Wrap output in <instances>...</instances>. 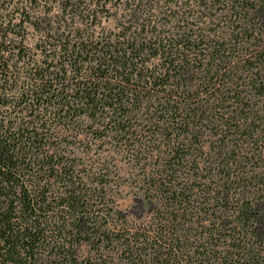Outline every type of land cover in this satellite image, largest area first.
<instances>
[{"label": "trees", "instance_id": "1", "mask_svg": "<svg viewBox=\"0 0 264 264\" xmlns=\"http://www.w3.org/2000/svg\"><path fill=\"white\" fill-rule=\"evenodd\" d=\"M0 264H264V0H0Z\"/></svg>", "mask_w": 264, "mask_h": 264}, {"label": "rangeland", "instance_id": "2", "mask_svg": "<svg viewBox=\"0 0 264 264\" xmlns=\"http://www.w3.org/2000/svg\"><path fill=\"white\" fill-rule=\"evenodd\" d=\"M116 9L115 7L112 8L110 15L104 18L103 25L109 28H115L116 24L118 23V17L116 16ZM34 31L30 28L28 33V38L33 40ZM32 38V39H31ZM111 160V159H110ZM117 161V160H116ZM119 165L126 166L124 162H120ZM120 182V192L117 194V198L122 206L123 209L127 210L130 215L138 216L142 213V208L139 204V196L136 194V188L132 186V184L128 180H119Z\"/></svg>", "mask_w": 264, "mask_h": 264}]
</instances>
